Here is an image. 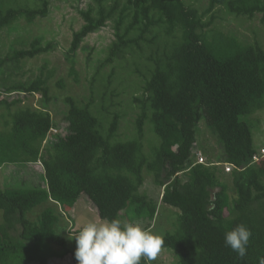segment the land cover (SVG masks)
Here are the masks:
<instances>
[{"label": "trees", "instance_id": "trees-1", "mask_svg": "<svg viewBox=\"0 0 264 264\" xmlns=\"http://www.w3.org/2000/svg\"><path fill=\"white\" fill-rule=\"evenodd\" d=\"M37 1L38 8H28L0 0V30L20 18L31 23L44 17L50 0ZM92 1L81 12L84 24L73 34L70 51L108 21L114 23L115 42L106 62L140 40L153 43L146 38L150 34L153 39L160 35L164 46L161 55L150 58L152 68L144 81L143 99L138 101L137 138L112 142L118 116H113L103 136L90 104L80 106L70 97L65 100L64 125H57L60 130L52 133L54 124L46 110L51 74L11 85L0 76V110L5 109L8 116L0 130V166L17 165L19 175L23 167L28 170L16 186L0 190L4 219L0 225V264H42L50 257L70 253L55 232L59 215L53 208L43 209L37 222L27 218L49 200L67 212L84 195L99 218L122 221L125 213L132 212L136 219L151 223L157 205L139 193L145 170L163 188L161 202L179 211L177 229L163 237L161 248L171 250L178 264H261L264 158L252 162L257 150L251 128L241 117L264 109V50L230 37L216 35L209 40V23L184 0ZM220 5L236 17L259 15L264 23V0H209L208 11ZM48 48L20 50L13 56L16 60L33 58ZM3 63L0 60V74ZM14 93L39 94L45 106L10 112L21 103L8 99ZM202 118L216 136L220 152L216 161L197 164L194 149ZM145 122L159 138L149 157L141 143ZM34 164L40 165L39 174ZM218 164L233 167L229 173L232 194L220 181L225 172ZM30 176L39 180L28 184ZM238 224L252 232L244 257L224 242L225 233ZM53 247L61 251L52 252ZM141 264H146L145 258Z\"/></svg>", "mask_w": 264, "mask_h": 264}, {"label": "rangeland", "instance_id": "rangeland-1", "mask_svg": "<svg viewBox=\"0 0 264 264\" xmlns=\"http://www.w3.org/2000/svg\"><path fill=\"white\" fill-rule=\"evenodd\" d=\"M4 2L11 6L15 4L28 8L39 7L37 0H4ZM184 2L188 7L196 9L202 15L204 22L209 23L206 28V36L209 40L219 35L233 38L241 44L258 45L264 50V23L261 22L259 15L252 19L236 17L229 14L223 5L216 6L209 12V0H184ZM92 4V0H50L44 17L36 18L31 23L20 18L1 29L0 60L4 63L0 76L5 80V84L11 85L28 83L39 76L46 77L51 74L48 81L50 100L46 104V110L52 117L53 130L56 132L60 130L57 125H64L62 118L67 111L65 100L70 97L80 106L90 104V111L100 122L99 129L103 136L107 134L113 116L117 115V131L112 142L131 141L137 138L136 121L141 112V104L138 101L143 99L144 81L152 68L150 58H155L156 53L161 55L164 46L159 38L160 35L158 39H153V34H150L146 38L153 43L140 40L138 45L132 46L112 62H106L109 48L115 42L114 23L108 21L105 26L83 38L75 51H70L73 34L84 24L81 12L86 11ZM132 36L136 37L137 33ZM48 46L50 48L47 51L36 53L33 58L16 60L13 56L20 50L45 49ZM8 97L11 101L17 99L21 101L20 104L12 106L10 112L23 107L43 109L45 106L39 94L14 93ZM6 114L5 109L0 110V130L4 129L3 123L8 118ZM241 119L251 128L254 147L258 151L264 149V109L253 115L243 116ZM53 130L52 133H55ZM141 143L143 153L148 157L149 153L159 145V138L146 122L143 126ZM194 151L198 152L206 163L216 161L219 157L217 138L207 127L204 118L199 122ZM218 165L220 169L223 168V164ZM7 171L9 172L10 169ZM27 173L28 170L25 168V174ZM229 173L220 175V181L227 185L228 192L232 194ZM139 193L146 195L157 205L154 220L151 223L148 219L139 220L132 212H128L124 214L122 222H138L142 227L162 237L167 233H175L179 211L161 202L163 188L146 170ZM39 209L41 208H35L27 218L36 221L41 212ZM2 224L4 219L0 211V225ZM55 231L62 237L58 227ZM57 248L53 247L52 252L61 251ZM60 261L51 257L42 264H72L70 257H67L64 263ZM145 261L146 264H178L179 262L178 257L169 249H161L155 260L145 259Z\"/></svg>", "mask_w": 264, "mask_h": 264}, {"label": "clouds", "instance_id": "clouds-1", "mask_svg": "<svg viewBox=\"0 0 264 264\" xmlns=\"http://www.w3.org/2000/svg\"><path fill=\"white\" fill-rule=\"evenodd\" d=\"M251 236L249 228L238 224L225 233L224 242L239 257H244ZM72 238L78 264H141L142 258L155 260L164 244L160 234L140 223L115 218L83 217Z\"/></svg>", "mask_w": 264, "mask_h": 264}, {"label": "crops", "instance_id": "crops-1", "mask_svg": "<svg viewBox=\"0 0 264 264\" xmlns=\"http://www.w3.org/2000/svg\"><path fill=\"white\" fill-rule=\"evenodd\" d=\"M39 164H34V167L36 166L37 174H39V169H38L40 167ZM17 167H18L17 165H11V164H4V165L0 166V190L1 191L4 189H7V187H10V185L20 183L19 179L24 178L23 176L25 175V167H23V170H21L20 175L17 171ZM7 169H10V171L8 172ZM12 170H14V172ZM37 178L38 179L30 176L28 178V179H30V182L27 181V183L32 184V182H37V180H39V177H37ZM80 202H84V203H80ZM39 207L41 208V209H39L41 212L43 211V209H45L47 207H51L54 209L55 212H57V214L59 215L58 216L59 221H58L56 227H58L60 229V233H61L62 237L58 234L57 235L60 237V239H62L65 242V247L70 252L69 254L65 255L62 258H59V257H52V258H55L57 260H61L60 262L64 263V260H66L67 257H70L71 263L74 264L72 255H74V253H75L76 244H75V240L72 237L79 230L81 218H83V217L99 218L98 213H97V209L91 204V202L88 200V198L84 195H81L78 198V200L75 202V204L72 206V208H70L67 212H62L60 209V206L51 200L44 202V204H42L36 208H39ZM34 209L30 212V214H32V212H34ZM30 221L37 222L38 218L36 221H33V220H30ZM56 227H55V230H56ZM71 232H75V233L71 234Z\"/></svg>", "mask_w": 264, "mask_h": 264}, {"label": "built area", "instance_id": "built-area-1", "mask_svg": "<svg viewBox=\"0 0 264 264\" xmlns=\"http://www.w3.org/2000/svg\"><path fill=\"white\" fill-rule=\"evenodd\" d=\"M56 133V130H53ZM264 158V149L257 150L256 153L252 157V162H258L260 159ZM197 164H205L204 158L200 154H196V162ZM223 169L225 172H230L233 167L230 164H223Z\"/></svg>", "mask_w": 264, "mask_h": 264}]
</instances>
